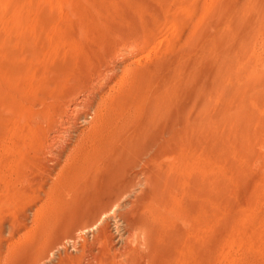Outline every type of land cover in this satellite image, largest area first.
I'll use <instances>...</instances> for the list:
<instances>
[{
  "label": "rangeland",
  "instance_id": "rangeland-1",
  "mask_svg": "<svg viewBox=\"0 0 264 264\" xmlns=\"http://www.w3.org/2000/svg\"><path fill=\"white\" fill-rule=\"evenodd\" d=\"M0 264H264V0H0Z\"/></svg>",
  "mask_w": 264,
  "mask_h": 264
},
{
  "label": "bare ground",
  "instance_id": "bare-ground-1",
  "mask_svg": "<svg viewBox=\"0 0 264 264\" xmlns=\"http://www.w3.org/2000/svg\"><path fill=\"white\" fill-rule=\"evenodd\" d=\"M158 101V100H157ZM110 206V205H109Z\"/></svg>",
  "mask_w": 264,
  "mask_h": 264
}]
</instances>
